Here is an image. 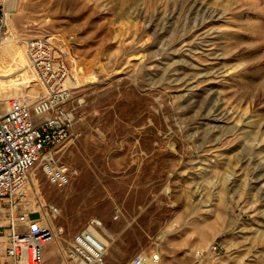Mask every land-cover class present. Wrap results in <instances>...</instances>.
Returning <instances> with one entry per match:
<instances>
[{
	"label": "rangeland",
	"instance_id": "1",
	"mask_svg": "<svg viewBox=\"0 0 264 264\" xmlns=\"http://www.w3.org/2000/svg\"><path fill=\"white\" fill-rule=\"evenodd\" d=\"M10 11L24 51L46 35L78 76L83 118L60 150L71 181L37 165L26 202L64 227L62 252L98 216L105 264L139 252H159L154 264H264V0H20ZM24 72L12 66L0 98L45 90L33 69L22 88ZM215 241L220 253L196 256Z\"/></svg>",
	"mask_w": 264,
	"mask_h": 264
},
{
	"label": "built area",
	"instance_id": "2",
	"mask_svg": "<svg viewBox=\"0 0 264 264\" xmlns=\"http://www.w3.org/2000/svg\"><path fill=\"white\" fill-rule=\"evenodd\" d=\"M9 2L0 0V53L9 29ZM28 55L45 90L33 99H0V234H8V257L0 264H44V247L63 232L64 227L55 226L49 214L27 206L31 170L41 165L57 186L71 181L73 169L61 159L60 150L77 135L76 125L84 113L74 102L78 76L67 47L46 35L35 36L29 40ZM50 211L58 213L59 206L50 204ZM102 226V219L94 216L75 232L61 254V264H105L108 245L102 239L107 238ZM224 247L215 241L206 249H197L196 256L207 258ZM159 259V252H139L132 263L154 264Z\"/></svg>",
	"mask_w": 264,
	"mask_h": 264
},
{
	"label": "bare ground",
	"instance_id": "3",
	"mask_svg": "<svg viewBox=\"0 0 264 264\" xmlns=\"http://www.w3.org/2000/svg\"><path fill=\"white\" fill-rule=\"evenodd\" d=\"M20 3V0H10L9 5L10 9L12 7L17 8ZM9 25H10V16H9ZM23 37H21L17 32L14 30L10 31V33H7L6 36L3 39L1 53H0V69L4 73V77L0 78V88L3 87V82H8L12 79L9 78V73L12 68H25V72L22 74L23 79L21 80L22 88L27 86L28 82V69H33L30 61V57L28 55V40L26 41L25 47L26 51L23 50V47L19 44V41L22 40ZM176 43V42H175ZM27 67V68H26ZM34 70V69H33ZM21 75V74H20ZM21 77V78H22ZM40 82H42L40 77H37L36 80L33 81L32 85L37 86ZM29 86V85H28ZM30 87V86H29ZM5 89V88H4ZM23 90V89H22ZM34 90V89H33ZM38 90V89H37ZM35 90V92L37 91ZM34 92V91H33ZM11 97V96H10ZM9 98V97H8ZM0 99H6V98H0ZM226 112V111H225ZM225 120V119H224ZM249 156V155H248ZM247 157V156H246ZM241 159V158H240ZM261 167V166H260ZM32 171V170H31ZM264 175V174H263ZM260 176V175H258ZM32 179L35 181L36 177L34 174L32 175ZM255 180V179H254ZM257 180V179H256ZM31 184V183H30ZM38 189V188H37ZM29 190V189H28ZM36 191V190H35ZM38 192V191H37ZM35 192L32 193V200ZM109 230V229H108ZM110 234V232L108 233ZM102 239L107 242V239L102 236ZM108 245V244H107Z\"/></svg>",
	"mask_w": 264,
	"mask_h": 264
},
{
	"label": "crops",
	"instance_id": "4",
	"mask_svg": "<svg viewBox=\"0 0 264 264\" xmlns=\"http://www.w3.org/2000/svg\"><path fill=\"white\" fill-rule=\"evenodd\" d=\"M37 213H34V215H36ZM110 232V234H108ZM106 233L112 236V232L109 229L108 232L106 231ZM73 233L70 234V239H72L73 237ZM7 240H8V234L6 233H2L0 234V261H2L3 259L7 258V254H6V249H7ZM110 244V241H109ZM61 252V253H60ZM49 253H54L55 255V260L58 259V262L56 264H61V258H60V254H62V250L61 248L58 246L56 241L50 242L48 243L44 249H43V254H45V257L49 254ZM211 259V258H210Z\"/></svg>",
	"mask_w": 264,
	"mask_h": 264
}]
</instances>
